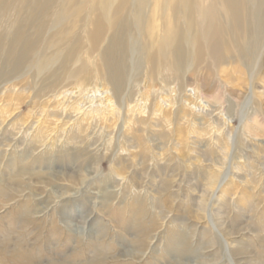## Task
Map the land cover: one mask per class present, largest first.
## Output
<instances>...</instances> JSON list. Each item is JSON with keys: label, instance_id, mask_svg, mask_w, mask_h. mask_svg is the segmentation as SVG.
<instances>
[{"label": "rangeland", "instance_id": "rangeland-1", "mask_svg": "<svg viewBox=\"0 0 264 264\" xmlns=\"http://www.w3.org/2000/svg\"><path fill=\"white\" fill-rule=\"evenodd\" d=\"M146 1L134 0L136 15H150L156 0ZM214 1L232 58L187 71L192 81L207 78L206 98H196L195 85L179 92L176 80L150 82L139 35L128 42L118 91L102 74L56 83L23 73L0 78V256L21 250L33 264H264V38L235 36L222 0ZM18 10L9 3L0 25L9 28ZM237 46L253 49V59ZM215 93L217 103L209 101ZM254 118L259 134L248 135L244 125ZM211 172L221 180L212 189Z\"/></svg>", "mask_w": 264, "mask_h": 264}, {"label": "bare ground", "instance_id": "bare-ground-1", "mask_svg": "<svg viewBox=\"0 0 264 264\" xmlns=\"http://www.w3.org/2000/svg\"><path fill=\"white\" fill-rule=\"evenodd\" d=\"M13 1L20 6L19 16L7 29L0 25V78L8 79L23 73L41 81L52 79L51 82L56 83L61 77L86 79L102 74L118 91L119 81L125 75V50L129 40H135L134 36L139 35L141 39L137 41V47L147 64L146 74L150 82L162 79L167 84L171 79L176 80L179 92L195 85L196 98H206L204 86L207 78L200 75L192 81L186 75L187 71L193 68V72L197 73L201 66L211 67L232 58L223 37V13L214 5V0H208L209 4L203 9H200V4L206 0H179L175 6L170 5L171 0H163L162 3L156 0L149 16H145L144 12L140 15L133 12L134 0H0V19L10 15L8 4ZM141 3L147 5L146 0ZM159 3L160 12L156 10ZM222 4L224 13L229 16L230 31L235 36L238 37L239 30H245L256 37V43L264 38V0H222ZM166 8L172 9V15L164 14ZM247 17L248 26L244 23ZM77 23H80L78 28H83L82 32L71 34ZM107 39L108 45L102 47V42ZM237 49L240 57L252 60L255 55L253 49L247 52L238 46ZM93 54L100 57L101 63L92 58ZM77 62H81L79 70L73 71ZM172 92L174 88L170 94L176 102L177 94L172 95ZM218 96L216 93L210 95L209 101L217 103L220 100ZM110 100H107L109 106ZM87 102L92 100L86 99ZM80 104L73 107L78 113L82 108H79ZM158 104L162 108L160 99ZM257 127L254 118L245 123L244 130L248 135H258ZM39 134H36L38 141L42 136ZM219 175L211 172L208 180L210 189L221 181ZM6 261L7 264H33L21 250L12 251L9 258L0 256V264H6Z\"/></svg>", "mask_w": 264, "mask_h": 264}]
</instances>
